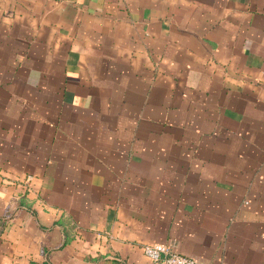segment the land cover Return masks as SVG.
Segmentation results:
<instances>
[{
	"label": "crops",
	"instance_id": "1",
	"mask_svg": "<svg viewBox=\"0 0 264 264\" xmlns=\"http://www.w3.org/2000/svg\"><path fill=\"white\" fill-rule=\"evenodd\" d=\"M264 264V0H0V264Z\"/></svg>",
	"mask_w": 264,
	"mask_h": 264
},
{
	"label": "built area",
	"instance_id": "2",
	"mask_svg": "<svg viewBox=\"0 0 264 264\" xmlns=\"http://www.w3.org/2000/svg\"><path fill=\"white\" fill-rule=\"evenodd\" d=\"M144 252L152 264H228L226 262L202 263L193 257L174 251L164 243L147 244L144 246Z\"/></svg>",
	"mask_w": 264,
	"mask_h": 264
}]
</instances>
